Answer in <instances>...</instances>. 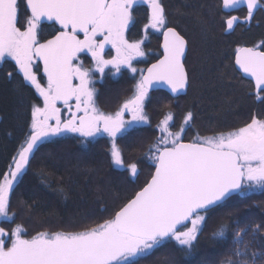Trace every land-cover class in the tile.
Returning a JSON list of instances; mask_svg holds the SVG:
<instances>
[{
  "label": "snow or ice",
  "instance_id": "1",
  "mask_svg": "<svg viewBox=\"0 0 264 264\" xmlns=\"http://www.w3.org/2000/svg\"><path fill=\"white\" fill-rule=\"evenodd\" d=\"M141 2L147 5L145 38L148 29L163 35L162 55L146 70L134 66L136 58L145 55L143 38L126 36ZM240 5L247 8L245 20L252 19L258 6L264 7L260 0H222L223 8ZM26 7L30 14L21 23L18 0H0V62L14 61L23 82L43 100V107L32 105L30 132L7 168L0 171V218L5 220L14 219L9 209L18 178L49 137L67 133L106 136L112 162L136 176L138 164L125 163L118 139L150 124L145 106L151 88L166 85L173 94H180L189 84L184 62L187 41L167 26L162 0H26ZM238 19L228 18L227 27L231 29ZM45 20L61 30L41 42ZM106 45L115 51L107 59ZM80 53L90 54L94 67L75 63ZM37 61L43 63L46 86L34 70ZM235 64L254 82V95L264 103V51L260 46L237 48ZM109 66L113 75L124 69L134 78L139 73L132 95L114 113L97 107L94 87L93 71L103 74ZM12 76L9 72L8 77ZM58 101L67 106L63 118ZM193 119L194 113L188 111L179 130L173 132V113L164 116L156 126L160 135L147 149L155 169L150 179L102 223L73 232L40 231L30 238L19 224L8 231L0 227V264H136L133 258L147 257L169 241H175L177 251L190 254L210 209L222 206L234 194L264 191V114L253 112L239 127L212 136L197 134L184 142L182 134ZM229 228L222 222L212 236L224 238ZM258 237L264 238V224L238 227L232 234L234 246L219 264H264V247H256Z\"/></svg>",
  "mask_w": 264,
  "mask_h": 264
},
{
  "label": "trees",
  "instance_id": "2",
  "mask_svg": "<svg viewBox=\"0 0 264 264\" xmlns=\"http://www.w3.org/2000/svg\"><path fill=\"white\" fill-rule=\"evenodd\" d=\"M167 26L174 27L187 41L185 66L189 84L182 96L171 97L162 90L149 92L145 112L150 124L131 129L117 143L123 149L125 163L136 162L138 173L132 176L111 160L110 140L106 136L82 137L77 133L48 138L31 157L30 165L18 178L12 194L9 214L14 219L2 221L10 230L16 225L32 236L40 231H80L110 218L151 177L153 162L148 158V145L160 133L157 124L168 112L174 121L171 131H178L185 114L194 113L191 127L182 134L184 142L193 136H212L227 132L246 122L253 112L264 114V103L254 95L251 81L234 66L236 49L260 46L264 51V7L245 20V8L225 13L220 0H162ZM260 5L264 2L260 0ZM146 4H137L135 23L127 38L140 40L145 55L134 61L137 69H145L160 55L162 33L143 25ZM28 12L23 0L19 3V19L23 23ZM239 19L229 29L226 21ZM53 24H41L40 39H49L57 32ZM89 67V65H85ZM34 70L40 75L36 62ZM13 74L12 78L8 73ZM94 87L96 104L105 113H114L132 95V86L139 73L124 69L113 75L109 69ZM35 88L23 82V76L12 60L0 64V171L7 168L20 141L30 132L32 105L40 106ZM204 230L196 247L188 255L177 251L169 241L144 258H133L136 264H219L233 247L232 234L245 224H264V191L234 194L222 206L210 209ZM230 228L224 238L212 233L221 223ZM238 222V223H237ZM249 239V237H245ZM257 248L264 247V238H257ZM264 259V258H261Z\"/></svg>",
  "mask_w": 264,
  "mask_h": 264
},
{
  "label": "water",
  "instance_id": "3",
  "mask_svg": "<svg viewBox=\"0 0 264 264\" xmlns=\"http://www.w3.org/2000/svg\"><path fill=\"white\" fill-rule=\"evenodd\" d=\"M221 1V5H222V0H220ZM262 2H264V0H261ZM24 4H25V8H26V10H27V12H28V14H30V10H28L27 9V7H26V0H24ZM240 8H245L246 10H247V8H246V6H244V5H240V6H238L237 8H223L222 7V10H223V12H225V13H230V12H234V11H236V10H238V9H240ZM258 8V7H257ZM256 8V9H257ZM255 9V10H256ZM254 10V11H255ZM42 24H47V25H50V24H53V25H55L59 30H61L60 29V26L58 25V24H56L55 22H53V21H47V20H45V21H43L42 22ZM80 36H83V34L81 33L80 34ZM50 39V38H49ZM101 39H102V37H101ZM162 42H163V35H162V37H161V43H160V51H161V53H162V48H161V44H162ZM108 48H109V45H106L105 46V51H104V54L107 52V50H108ZM250 48V47H249ZM186 52H187V50H186ZM235 57H236V54H235ZM235 57H234V66H235V68H236V70L240 73V74H242L246 79H248L249 81H251V79L250 78H248L247 76H246V74H244L240 69H239V66L238 65H236L235 64ZM156 62V61H155ZM154 62V63H155ZM37 63L39 64V66H40V75L44 78V80L47 82V80H46V76H44V73H43V63H42V61H37ZM151 65V64H150ZM149 65V66H150ZM148 66V67H149ZM147 69V68H146ZM252 83H253V86H254V82L253 81H251ZM155 90H162V91H164V92H166L168 95H170L171 97H178V96H182V95H184L185 93H186V90H187V88H186V90L184 91V92H182V93H180V94H173L171 91H170V89L166 86V85H163V86H156V87H153V88H151L150 89V91H155ZM74 100V99H73ZM73 100H71L70 101V103L73 101ZM57 105L58 106H65L64 104H63V102H57ZM155 170V169H154ZM154 172V171H153ZM150 179V178H149Z\"/></svg>",
  "mask_w": 264,
  "mask_h": 264
},
{
  "label": "flooded vegetation",
  "instance_id": "4",
  "mask_svg": "<svg viewBox=\"0 0 264 264\" xmlns=\"http://www.w3.org/2000/svg\"><path fill=\"white\" fill-rule=\"evenodd\" d=\"M23 2H24V0H23ZM18 3H20V0H18ZM58 29V28H57ZM57 31H59V29L57 30ZM162 35V34H161ZM80 38L81 39H83V36H80ZM100 39H101V37H99ZM130 40V39H129ZM112 53V50H111V48H110V45H109V48H108V50H107V52L104 54L105 55V58H108L109 57V55ZM162 55V53H161V51H160V55L153 61V62H150L147 66H146V68L150 65V64H152V63H154L156 60H158L159 58H160V56ZM140 58H142V57H138V58H136V60H138V59H140ZM79 60H81V62H84V66L85 65H89V67H91L90 65L92 64V59H91V56L88 54V53H80L79 54V59L77 60V61H75V63H77ZM135 60V61H136ZM86 67V66H85ZM146 68L144 69V70H146ZM108 69V68H107ZM107 70L105 69V72H106ZM114 71V70H113ZM94 72V71H93ZM105 72L103 73V74H99L98 75V73H95L96 74V78H97V75H98V79H97V82H101L102 81V79H103V75L105 74ZM149 92H151V91H149ZM75 100H73L71 103H73ZM58 106V105H57ZM66 106V105H65ZM65 106H59L60 108H63V107H65ZM127 118H129V117H127L126 116V119Z\"/></svg>",
  "mask_w": 264,
  "mask_h": 264
},
{
  "label": "rangeland",
  "instance_id": "5",
  "mask_svg": "<svg viewBox=\"0 0 264 264\" xmlns=\"http://www.w3.org/2000/svg\"><path fill=\"white\" fill-rule=\"evenodd\" d=\"M138 4H143L142 2L141 3H138ZM126 34H127V32H126ZM110 48H111V46H110ZM111 50H112V53L109 55V57L108 58H111V56H113V55H115V51L111 48ZM90 55V54H89ZM138 58V57H137ZM107 59V58H106ZM8 60H11L10 58H8ZM14 62V61H13ZM2 62H0V64H1ZM15 63V62H14ZM79 63H83V65H84V62H81V60H79L78 62H77V64H79ZM91 67H94L93 66V62H92V64L90 65ZM109 69H111V66H109L108 67V69L106 68V70H109ZM112 70V72H113V69H111ZM94 72L95 73H98V75L99 74H101L100 72H98V71H95L94 70ZM98 75H97V79L99 78L98 77ZM46 82V81H45ZM45 86H46V84H44ZM41 98V97H40ZM72 105H73V110H75L74 109V105H75V101L73 102V103H71ZM40 107H43V100H42V98H41V103H40ZM59 107V106H58ZM60 108V107H59ZM61 109V112H62V114H63V116H62V118L64 117V116H66L67 115V106H65V107H63V108H60ZM78 134V133H77ZM59 136V135H58ZM52 137H54V136H52ZM49 138H51V137H49ZM48 139V138H47ZM2 221H5V219H3V218H0V227H3V228H5V230L6 231H8V229L4 226V224H3V222ZM31 236H28V235H26V238H30Z\"/></svg>",
  "mask_w": 264,
  "mask_h": 264
}]
</instances>
